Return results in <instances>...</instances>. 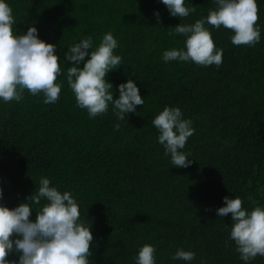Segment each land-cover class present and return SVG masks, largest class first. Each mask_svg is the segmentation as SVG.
<instances>
[{
	"label": "trees",
	"instance_id": "obj_1",
	"mask_svg": "<svg viewBox=\"0 0 264 264\" xmlns=\"http://www.w3.org/2000/svg\"><path fill=\"white\" fill-rule=\"evenodd\" d=\"M5 2L14 33L35 26L39 39L56 45L63 75L54 104L28 91L19 102L0 100V205L27 202L46 177L61 193H72L80 220L91 226L89 264H135L145 244L156 249V264H245L229 238L231 215L219 217L216 210L225 197L240 198L249 212L264 207V0H256L261 38L254 47L235 46L233 32L205 25L223 49L219 67L162 59L165 51L185 47V37L169 31L206 18L214 0H185L196 7L185 18L171 17L160 0ZM108 32L118 41L114 55L122 58L106 77L113 99L128 79L144 99L123 121L111 104L90 118L76 107L66 78L68 48L90 36L94 50ZM165 106L179 107L192 121L194 134L181 150L193 160L187 168H175L158 143L151 121ZM29 203L34 222L40 206ZM177 249L194 252L195 259H171ZM8 259L18 264L15 254ZM247 264H264V258Z\"/></svg>",
	"mask_w": 264,
	"mask_h": 264
},
{
	"label": "clouds",
	"instance_id": "obj_2",
	"mask_svg": "<svg viewBox=\"0 0 264 264\" xmlns=\"http://www.w3.org/2000/svg\"><path fill=\"white\" fill-rule=\"evenodd\" d=\"M160 2L171 17L185 18L196 11V7H186L185 0ZM214 3L215 8L208 11L206 18L193 24L180 23L169 31L170 37H185V47L165 51L163 61H190L201 67H219L223 62V49L216 48L206 24L217 30L223 26L233 32L230 39L235 46L254 47L260 42L256 0H214ZM155 16L160 23L159 13ZM14 23L11 7L0 0V100L19 102L28 91L32 96L42 94L45 104L56 103L61 93L57 80L63 75L60 57L55 54L56 45L39 39L35 26H30L26 34L17 35L13 31ZM117 47L118 41L108 32L94 50L89 36L65 53V61L72 64L66 78L76 107L86 110L90 118L105 114L111 104L114 115L123 121L127 114L144 104L132 79L118 86L119 98L113 99V85L106 77L121 65V56L114 55ZM151 123L159 133L158 143L163 146L164 155L170 157L171 164L175 168L189 167L193 160L181 150L194 134L192 121L182 118L179 107L165 106ZM119 128L117 123L115 130ZM50 183L48 178L41 177L27 202L14 209L0 205V264H17L16 260L8 259L10 254L18 256V264H89L94 239L91 226H85L80 220L79 205L72 193H61ZM2 197L0 188V199ZM29 202L40 206L34 222L30 219L33 209ZM223 203L225 206L218 208L216 214L219 217L231 215L229 238L239 258L245 264L257 256L264 258V207L256 206L249 212L238 197H225ZM155 252L152 245H143L135 264H156ZM171 259L192 261L195 253L177 249Z\"/></svg>",
	"mask_w": 264,
	"mask_h": 264
}]
</instances>
